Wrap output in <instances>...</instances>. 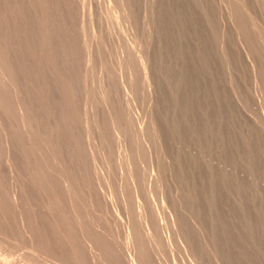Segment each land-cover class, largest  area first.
I'll list each match as a JSON object with an SVG mask.
<instances>
[{"label": "rangeland", "instance_id": "374dc122", "mask_svg": "<svg viewBox=\"0 0 264 264\" xmlns=\"http://www.w3.org/2000/svg\"><path fill=\"white\" fill-rule=\"evenodd\" d=\"M12 1L9 0L8 2L7 0L3 3L0 2L1 9H3L6 5L5 3L8 2V6L6 5L4 8V14H10V16H6V18L9 19H6V23L2 24L0 32L2 35L4 34L2 37H9L7 38L8 40L6 38L2 39L6 41H4V48L7 52L5 54L11 57V59V54H13L15 59H12L11 61V59L6 56V64H11L8 66V69L10 70L9 67H11V76L12 74L14 76H12L14 78V80L12 79V87L15 84L13 90L15 91L16 87H18L16 89L17 91H15V94L18 93V95H15V97L12 92L13 97H11V99L14 98L13 101H15L17 97L18 99L15 102L9 100L8 111L3 118L4 121L1 122L4 126L0 124V129H3L5 133L8 134V138L10 137L7 144L9 145L10 143L11 146H8L10 151L9 161L11 160L10 162L13 167L16 165L15 168L17 175L13 174L14 177L16 175V180L12 179L11 173L3 164L6 160V152L1 145L0 155L2 154V156H0V182L2 183H0V188L2 190H0V209L4 211L0 210V223L2 222L0 224V262L2 263L0 264H73V262L74 264H95V262L96 264H123L126 262H124V260H126L127 257L124 255L127 254L129 247L134 249V245L137 247L136 244L140 245V247L141 244H143L142 251L144 253L141 252V255L138 254V257L140 256L141 258V256H145L146 258L142 257V259H139L136 255L139 260L138 262L136 260L137 264H142L144 262H147L144 264H156L157 262L158 264H182L184 262V264H264V0H105V2L104 0H31L32 2L30 1L29 3L27 2L29 0H24L26 2H21L20 0L21 3H19V1L17 2V0H14L13 3ZM14 3L16 9H14ZM18 3L19 5L22 4V7L20 6L21 9L17 5ZM33 4H35V7ZM38 4L41 6L38 8L40 11L44 8L42 13L37 10ZM123 6L126 7L124 8ZM53 7L55 8V11L57 10L56 12ZM12 9L13 11H9ZM9 12H14L12 13L13 17ZM35 12H39L40 14ZM15 13H18V16ZM29 13H33L34 16H30ZM16 16L21 21H19ZM33 18L34 20L37 19V21L34 22ZM28 19L30 22H28ZM39 19H41L43 23ZM56 21H58V23ZM36 22H38L37 24L39 26L42 23L41 25L43 26H40V28L42 30L43 27L44 32L43 30H40L38 25H35ZM11 24L14 26L12 27ZM6 25L9 26V30ZM22 25H28L30 26V29L32 27L31 32L29 31L30 29H28V26L24 29ZM60 25H62V27H60ZM15 26L20 28V30ZM21 29H23L22 32ZM17 30L21 33L25 31L23 33L25 36L19 32L16 34L15 31L17 32ZM5 31L8 33L6 34ZM9 31L14 32V36H17V39L13 37L14 33L11 32V34ZM37 31L39 33H37ZM18 34L22 37L24 36V39ZM78 34L80 35L78 36ZM26 36L29 41L26 39ZM28 36L33 41L30 40ZM11 38H15L17 41ZM20 38H22L21 40L24 41V44L26 43L25 45H23V41L19 40ZM11 41L15 42L12 43ZM31 41H36L34 43V48L32 47L33 45ZM59 41H61V44ZM37 42H40L38 44L41 45L36 44ZM50 42H52V44ZM9 43H12V45ZM17 43L20 44L18 45ZM44 44L48 46L46 47ZM18 46L21 48L25 46V48L23 47L19 50L18 48L20 47ZM36 46H40L42 49H35ZM9 49H12V51ZM37 49H39V51H36ZM111 49H113V51ZM29 50L31 54L28 53ZM41 50H43V52ZM19 51L22 53H19ZM26 52L27 54H25ZM35 52H37L41 60ZM39 52L40 54H43V57ZM47 53L49 57L48 55L45 56ZM87 53L91 57H89ZM28 55L33 56L34 59H36V57L38 59L34 60ZM21 57L24 58L21 60ZM86 57L89 58V63H86ZM29 58L31 60H28ZM90 58L92 62L90 61ZM135 58H137V60ZM142 58V64L146 61L144 66L142 65L143 67L141 64L139 65V61ZM8 60L10 61L9 63ZM18 63H23L25 66ZM127 63L130 64V66L126 65ZM34 64L35 67H32ZM123 64L127 68L124 67ZM17 65L20 67H17ZM145 65L148 67H145ZM15 66L16 69H14ZM121 67L123 70L120 69ZM104 68L106 69L104 70ZM141 68H143L142 71ZM13 69L15 70L14 72H12ZM53 69H56L55 71L57 72L53 71ZM62 71H64V73ZM144 71L148 74H144ZM134 72L138 75L140 74V77ZM142 73L144 75L147 74L146 77L148 76L149 78L147 79L144 75L142 76ZM84 75L85 77H83ZM126 75L129 79L131 78V80H129ZM142 78L144 80H142ZM98 80L100 82H98ZM136 82H138V86L136 85ZM147 82L149 83L146 84ZM62 84L64 85L63 87ZM119 84L123 85L120 86ZM36 87H40L38 88L40 90H37ZM69 87L71 89H69ZM21 88L23 91H21ZM100 89L102 91H100ZM44 91H46V93ZM73 91L74 94L72 93ZM135 92L138 95H136ZM104 93L107 94L104 95ZM26 94H28L27 97ZM67 94L69 96H67ZM86 94H88L89 97ZM38 95L41 96V99H39L40 97ZM93 95H95V97ZM19 97H22L23 101L19 99ZM34 97L35 99H33ZM45 98L47 99L45 100ZM103 98L105 99L103 100ZM39 100L41 101V104H39ZM94 100L96 102H94ZM11 101L13 103H11ZM17 101L20 105L17 104ZM28 102H32L33 104ZM127 102L132 105L128 103L129 106ZM9 103L11 104V107ZM21 103L22 107H24L23 103L25 105L27 104L25 106L28 111L26 116L34 117L27 118L29 124L31 123L30 125L34 124L31 126V130L26 132L28 134H24L25 132L21 130L22 128L19 129V126H21L23 122L22 119L24 120V118L21 119L14 110L18 109L16 108V105L17 107H21ZM125 104L127 106H125ZM12 105H14L15 108H13L14 106ZM106 109L108 110L106 111ZM110 109H114V113L112 110L110 111ZM33 112H35L34 116ZM123 112L124 115H127L124 116ZM37 113L39 115H37ZM111 114L113 115L111 116ZM29 119H33V121H30ZM34 120H36V122H34ZM93 121L97 122L94 123ZM129 121L133 124H130L131 122ZM134 121L136 125L134 124ZM19 123L20 125L17 126ZM94 124H96V127ZM111 124L112 126L114 125L113 127L117 129L116 131L118 132L112 130L114 128ZM85 125H88L90 128L88 126V128H86ZM153 126H155L154 130H152ZM101 127L103 128L101 129ZM124 128L128 129L125 130ZM136 128L139 129L137 130ZM134 129L138 131V133ZM32 130L34 132L33 136L32 133L31 135L29 134ZM114 132L120 134L118 135L120 141ZM129 132L130 134H128ZM20 134H23V137ZM146 134L150 136H147ZM152 134L155 136H152ZM129 135L131 136L129 137ZM128 138L131 139L129 140ZM37 139L39 142H34V140L37 141ZM122 139H124L125 142ZM40 140H42V142ZM49 140L52 142L54 140L56 143H52ZM26 141L29 142V144H27ZM106 143H109L110 145ZM120 143L121 145H119ZM138 143L140 144V147H138ZM0 144H2L1 141ZM44 146H47V149ZM38 149L39 153L37 152ZM31 150H34V153ZM106 150L107 152H105ZM35 153L37 156L34 155ZM40 153L42 155L46 153V158H44L45 155L42 157ZM56 153L58 155H56ZM121 154L125 158L122 157ZM130 154L134 156L132 157ZM39 156L41 159L43 158V161H47L48 159L51 163L57 162L58 165L60 164L59 166H62L61 168L64 169L66 173L68 172L70 174L69 176H71V179H74L75 186L80 184V186H77L79 191L76 190L77 193H81L82 195L77 193L74 195L81 197V200L77 196L74 197V202H77L76 204H78V206L74 207H78L75 209L76 212L74 208L71 209V207H69L68 203L66 204L63 200L65 198L61 192L56 193L58 190L55 191V184H53V187H55L54 189L52 187H50V189L44 184L45 186L41 189L42 192H39L40 195H37L40 190L39 185L38 187L34 186L38 183L35 182L34 184L35 180L31 177V172H28L30 167H27L28 164L26 165V161H33L36 157L38 160H41ZM138 156H141V158ZM120 160L125 161L124 163L126 166L125 164L123 165V161L121 164ZM29 164H31V162H29ZM128 164L130 165L127 166ZM21 165L24 167L22 168ZM93 167L96 171H98L97 169L99 167L100 169L104 168L102 170L104 171L102 177H104V175L105 177L102 178L100 177V173H95L96 171ZM123 167L125 170L122 169ZM108 169H110V171H108ZM141 169L143 171H140ZM137 170L139 171L137 172ZM25 171L30 173V175ZM129 173H131V176ZM117 175L119 177H117ZM80 178H82V180ZM7 179H9V181ZM143 179L147 183L143 182ZM13 180L14 182H12ZM104 181L105 183H103ZM106 182L108 183L106 184ZM125 184L126 187H128V190L124 187ZM97 185H99V188ZM105 185L106 188L109 186L107 188L108 190H104ZM103 186L104 188H102ZM34 187L38 190H35ZM122 187L125 188V191L122 190ZM13 194H15L14 197ZM16 194L19 195L16 196ZM60 197L62 198L60 199ZM45 198H47V200ZM75 199H79L80 202H83L79 203V201H76ZM93 199L94 203L92 202ZM147 201L149 203H147ZM46 202H48V204ZM85 203L89 205L86 206ZM40 207H44V209H41ZM56 207L57 209H55ZM151 207L155 208L152 209ZM84 208H87L88 210ZM91 208L92 210H90ZM111 208H115L116 214ZM118 208L119 210H117ZM137 209L141 211L139 212ZM141 212L142 216L140 221L137 217L140 216ZM70 213H74L72 214L73 216ZM143 213L146 214L143 216ZM64 214L65 216H63ZM89 215H92L95 218L92 216L90 217ZM145 215H148L147 218ZM88 216L89 219H91L89 221ZM79 218L81 222L79 221ZM152 218H154L153 221H150L149 223V220ZM105 219L106 221H104ZM176 219L178 222H176ZM66 220L68 222H66ZM107 220H109L110 223H108ZM144 220L145 222L148 220V223L146 222L147 224H145ZM155 220H158L156 221L158 222V225L155 224ZM174 222L179 223V225L176 223L173 224L175 228L176 226H179V231L176 230L177 228L175 229L172 227V223ZM141 223H144L142 225L147 226H143V228ZM151 224H154L152 225V228ZM127 225L133 228L134 232L138 234H134V241L131 242L130 246L124 243V230ZM155 225H157L156 228ZM153 226L155 231L153 230ZM90 227L92 229H90ZM145 227L152 230L148 231V233ZM59 228L64 231L59 230ZM76 228L77 230H75ZM158 228L159 230L162 228L160 233H158L159 235H162V239L159 235H156L159 231ZM98 229L100 230L98 231ZM156 230L158 231L156 232ZM143 231L147 236L149 235V237L156 236L155 240L157 241L158 239V241L156 242L155 240H152V243L151 238L149 241V237H146ZM70 233L71 235H69ZM152 233H154V235H152ZM139 234H141V236ZM96 235L100 238V241ZM135 235L139 238H136ZM64 236L66 237L64 238ZM86 236L87 238H85ZM182 236L185 240L179 238ZM83 237L87 240L85 241ZM159 240L161 242H159ZM154 241L158 245L155 243V247H151L150 244L152 243L154 245ZM182 241L185 244L182 243ZM82 245H84V249L81 248ZM187 245L191 247V250ZM93 247L95 248L93 249ZM118 247L120 251L118 250ZM126 247L127 249H125ZM86 248H90V250H87ZM76 250H78V253ZM87 252L88 254H86ZM90 253L93 255V258ZM89 254L91 256H89ZM78 255L83 259L82 261L79 257L76 258L77 260L75 259ZM189 255L191 256V259ZM115 257L119 258L116 259ZM124 257L126 259H124ZM99 258H101V261ZM78 259L80 263H77ZM91 259L93 260V263ZM159 259H162L163 261ZM150 260H152V262Z\"/></svg>", "mask_w": 264, "mask_h": 264}, {"label": "bare ground", "instance_id": "6f19581e", "mask_svg": "<svg viewBox=\"0 0 264 264\" xmlns=\"http://www.w3.org/2000/svg\"><path fill=\"white\" fill-rule=\"evenodd\" d=\"M4 1H7V0H4ZM4 1H3V0H0V2H2V3H3ZM10 1H12V0H10ZM13 1H14V0H13ZM13 1H12V3H13ZM18 1H19V3H21V2L24 1V0H21V2H20V0H17V2H18ZM26 1H27V0H26ZM26 1H24V2H26ZM30 1H31V0H29V1H27V2L29 3ZM52 1H53V0H52ZM54 1H55V0H54ZM8 2H9V0H8ZM8 2L5 3L7 6H8ZM15 2H16V1H15ZM31 2H32V1H31ZM34 2H36V1H34ZM38 2H39V1H38ZM46 2H47V1H46ZM99 2H100V1H99ZM104 2H105V0H104ZM109 2H110V1H109ZM10 3H11V2H10ZM12 3H11V4H12ZM19 3H18L17 5H18V7L20 8V6L22 7V4L19 5ZM59 3H60V2H59ZM26 4H27V3H26ZM30 4H31V3H30ZM54 4H55V2H54ZM56 4H57V2H56ZM124 4H125V3H124ZM124 4H123V5H124ZM2 5H3V4H2ZM6 5H5V6H6ZM24 5H25V4H24ZM33 5H34V7H35V4H33ZM36 5H37V4H36ZM41 5L43 6L42 3H41ZM60 5H61V4H60ZM60 5H59V6H60ZM98 5H99V4H98ZM114 5H115V4H114ZM0 6H1V4H0ZM3 6H4V5H3ZM5 6H4V8H5ZM11 6H12V5H11ZM11 6H9V7H11ZM13 6H14V9H16V8H15V3L13 4ZM13 6H12V7H13ZM39 6H40V5L38 4L37 10H39V9H38ZM99 6H100V5H99ZM16 7H17V6H16ZM24 7H25V6H24ZM28 7H29V5H28ZM31 7H33V6H31ZM40 7H41V6H40ZM123 7H124V6H123ZM123 7H122V8H123ZM125 7H126V6H125ZM125 7H124V8H125ZM2 8H3V7H2ZM4 8L1 9V7H0V30H1V26H2V24H3V23H6V22H5L6 19H7L6 16H10V14H9V15H7V14L5 15V14H4V13H5V12H4ZM53 8H54V7H53ZM102 8H104V7H102ZM114 8H116V7H114ZM119 8H120V7H119ZM6 9H7V8H6ZM8 9H9V8H8ZM17 9H18V8H17ZM20 9H21V8H20ZM22 9H23V8H22ZM32 9H33V8H32ZM50 9H51V8H50ZM97 9H98V8H97ZM110 9H111V8H110ZM126 9H128V8H126ZM18 10H19V9H18ZM23 10L27 11L26 9H23ZM33 10H34V9H33ZM59 10H60V9H59ZM95 10H96V9H95ZM107 10H108V9H107ZM129 10H130V9H129ZM9 11H13V9H12V10H9ZM16 11H17V10H16ZM19 11H20V10H19ZM31 11H32V10H31ZM39 11H40V10H39ZM42 11H44V8L42 9ZM42 11H40V12L42 13ZM51 11H52V10H51ZM51 11H50V12H51ZM54 11H55V8H54ZM56 11H57V10H56ZM56 11H55V12H56ZM98 11H99V10H98ZM101 11H102V10H101ZM103 11H104V10H103ZM118 11H119V10H118ZM7 12H8V11H7ZM17 12H18V11H17ZM20 12H21V11H20ZM28 12H29V11H28ZM92 12H93V11H92ZM127 12H128V11H127ZM9 13H11V12H9ZM12 13H14V12H12ZM12 13H11V16L13 17V14H12ZM23 13H24V11H23ZM23 13H22V14H23ZM35 13L40 14L39 12H35ZM52 13H53V12H52ZM52 13H51V14H52ZM60 13H61V12H60ZM108 13H109V12H108ZM129 13H130V12H129ZM15 14H16V13H15ZM20 14H21V13H20ZM16 15L18 16V13H17ZM23 15H24V14H23ZM29 15H30V16H31V15L34 16L33 13H31V14L29 13ZM52 15H54V14H52ZM59 15H60V14H59ZM108 15H109V14H108ZM129 15H130V14H129ZM17 16H16V17H17ZM19 16H22V15H19ZM35 16H36V15H35ZM40 16H41V15H40ZM44 16H45V15H44ZM49 16H50V15H49ZM56 16H57V15H56ZM12 17H11V19H12ZM24 17H25V15H24ZM37 17H38V16H37ZM93 17H94V16H93ZM93 17H92V18H93ZM97 17H98V16H97ZM122 17H123V16H122ZM14 18H15V17H14ZM14 18H13V19H14ZM20 18H21V17H20ZM22 18H23V17H22ZM38 18H40V17H38ZM42 18H43V17H42ZM56 18H58V17H56ZM59 18H60V17H59ZM90 18H91V17H90ZM8 19H9V18H8ZM8 19H7V20H8ZM17 19H18L19 21H21L18 17H17ZM54 19H55V18H54ZM119 19H120V18H119ZM14 20H15V19H14ZM14 20H13V21H14ZM39 20L41 21V19H39ZM52 20H53V19H52ZM57 20H58V19H57ZM96 20H97V18H96ZM111 20H112V19H111ZM113 20H114V19H113ZM120 20H122V19H120ZM123 20H124V19H123ZM10 21H11V20H10ZM10 21H9V22H10ZM19 21H18V22H19ZM23 21H24V20H23ZM25 21H26V20H25ZM33 21L35 22V21H37V19L34 20V18H33ZM50 21H51V20H50ZM60 21H61V20H60ZM128 21H129V20H128ZM14 22H15V21H14ZM28 22H30L29 19H28ZM41 22L43 23V21H41ZM56 22L58 23V21H56ZM92 22H93V21H92ZM109 22H110V21H109ZM124 22H125V21H124ZM11 23H12V21H11ZM16 23H17V22H16ZM20 23H21V22H20ZM24 23H25V22H24ZM24 23H23V24H24ZM26 23H27V22H26ZM37 23H38V22H36V24H35V23H34V24H35V25H38ZM42 23H41V24H42ZM61 23H62V22H61ZM112 23H113V22H112ZM119 23H120V22H119ZM126 23H127V22H126ZM13 24H14V23H13ZM32 24H33V22H32ZM39 24H40V22H39ZM41 24H40V26H43V25H41ZM52 24H53V23H52ZM52 24H51V25H52ZM128 24H129V23H128ZM128 24H127V25H128ZM8 25H9V24H8ZM11 25H12V24H11ZM16 25H17V24H16ZM18 25H19V23H18ZM29 25H30V24H29ZM44 25H45V24H44ZM51 25H50V26H51ZM93 25H94V23H93ZM122 25H123V23H122ZM13 26H14V25H12V27H13ZM19 26H20V25H19ZM27 26H28V25H27ZM27 26H25V25L23 26V25H22V27H24V29H25V27H27ZM40 26L38 25L39 28H40ZM54 26H55V25H54ZM88 26H89V25H88ZM113 26H115V25H113ZM125 26H126V25H125ZM4 27H5V26H4ZM6 27H7L8 30H9V26L6 25ZM15 27H16V26H15ZM20 27H21V26H20ZM29 27H30V26H28V29H30ZM34 27H35V26H34ZM48 27H49V26H48ZM60 27H62V25H60ZM85 27H86V26H85ZM16 28H17V27H16ZM63 28H65V27H63ZM94 28H95V27H94ZM107 28H108V27H107ZM113 28H115V27H113ZM10 29H11V28H10ZM17 29L20 30V28H17ZM31 29H32V27H31ZM31 29L29 30L30 32H31ZM33 29H34V28H33ZM56 29H57V28H56ZM58 29H59V28H58ZM65 29H66V28H65ZM90 29H91V28H90ZM12 30H13V28H12ZM19 30H17V32L15 31V33L17 34V33L19 32ZM26 30H27V29H26ZM36 30H37V28H36ZM40 30H41V28H40ZM42 30H43V32H44L43 27H42ZM42 30H41V31H42ZM82 30H83V29H82ZM86 30H87V29H86ZM114 30H115V29H114ZM121 30H122V29H121ZM22 31H23V29H21V32H22ZM38 31H39V30H38ZM38 31H37V33H39ZM50 31H51V30H50ZM88 31H89V30H88ZM111 31H112V30H111ZM115 31H116V30H115ZM5 32H6V31H5ZM5 32H3V33H5ZM9 32H10V31H9ZM11 32H12V31H11ZM11 32H10V33H11ZM21 32H19V33H21ZM24 32H25V31H24ZM24 32H23V33H24ZM27 32H28V31H27ZM32 32H33V31H32ZM48 32H49V30H48ZM64 32H65V31H64ZM79 32H80V31H79ZM116 32H118V31H116ZM7 33H8V32H6V34H7ZM10 33H9V34H10ZM12 33H14V32H12ZM12 33H11V34H12ZM15 33L13 34V37H15V36H14ZM23 33H21V34H23ZM28 33H29V32H28ZM66 33H67V32H66ZM80 33H81V32H80ZM82 33H83V32H82ZM86 33H87V32H86ZM91 33H92V32H91ZM95 33H96V32H95ZM106 33H107V32H106ZM113 33H114V32H113ZM131 33H132V32H131ZM11 34H10V35H11ZM54 34H55V33H54ZM96 34H97V33H96ZM98 34H99V33H98ZM119 34H120V33H119ZM132 34H133V33H132ZM3 35H4V34H3ZM3 35H2L1 32H0V124H1V125H2L1 122L4 121L3 118L6 116V113H7L8 108H9V107H8V102H9V100H12V101H13L14 98L11 99V97H13V96H12L13 94H14V96H15V95H16V96L18 95V93L15 94V91H17L16 89H17L18 87H16L15 91L13 90V87H15V84H14V86L12 87V82H13V80H14V78H13L14 76H13V74H12L13 77L11 76V72H10V71H11V67H9L10 70L8 69V66L11 65V64L9 63L10 61L8 60L9 65L6 64V62H7V59H6L7 54H5V53H7V52L5 51V48H4V41H5V40H2V39H4V38H6V37H2ZM10 35H9V36H10ZM18 35L20 36V34H18ZM23 35H24V34H23ZM26 35H27V34H26ZM36 35H37V34H36ZM40 35H41V34H40ZM44 35H45V34H44ZM49 35H50V34H49ZM79 35H80V34H78V36H79ZM87 35H88V34H87ZM87 35H86V36H87ZM111 35H113V34H111ZM129 35H131V34H129ZM24 36H25V35H24ZM24 36H23V37H24ZM82 36H83V35H82ZM82 36H81V37H82ZM99 36H100V35H99ZM99 36H98V38H99ZM10 37H11V36H10ZM16 37H17V36H16ZM16 37H15V38H16ZM20 37H22V36H20ZM23 37H22V38H23ZM28 37H29V36H28ZM40 37H41V36H40ZM47 37H48V36H47ZM92 37H93V36H92ZM123 37H124V36H123ZM7 38H9V37L7 36ZM7 38H6V39H7ZM15 38H14V39L11 38V39L16 40L17 38H16V39H15ZM22 38H20L19 40H21ZM36 38H37V37H36ZM41 38H42V37H41ZM115 38H116V37H115ZM119 38H120V37H119ZM121 38H122V37H121ZM130 38H131V37H130ZM23 39H24V38H23ZM26 39H27V36H26ZM29 39H30V37H29ZM37 39H38V38H37ZM37 39H36V40H37ZM43 39H44V37H43ZM52 39H53V38H52ZM95 39H96V38H95ZM123 39H124V38H123ZM7 40H8V39H7ZM13 40H12V41H13ZM19 40H18V41H19ZM27 40H28V39H27ZM27 40H26V41H27ZM30 40H32V39H30ZM59 40H60V39H59ZM86 40H87V39H86ZM124 40H125V39H124ZM124 40H123V41H124ZM131 40H132V39H131ZM12 41H11V42H12ZM16 41H17V40H16ZM21 41H23V40H21ZM28 41H29V40H28ZM32 41H33V40H32ZM32 41H31V43H32V45H33L32 47L34 48V43H35L36 41H35V42H32ZM45 41H47V40H45ZM48 41H49V40H48ZM68 41H69V40H68ZM119 41H120V39H119ZM5 42H6V41H5ZM14 42H15V41H14ZM14 42H12V43H14ZM19 42H20V41H19ZM59 42H60V44H61V41H59ZM88 42H89V41H88ZM90 42H91V41H90ZM99 42H100V41H99ZM12 43H9V44L12 45ZM38 43H40V42H37L36 44H38ZM41 43H42V41H41ZM50 43L52 44V42H50ZM64 43H65V42H64ZM82 43H83V42H82ZM94 43H95V42H94ZM114 43H115V42H114ZM15 44H16V43H15ZM15 44H14V45H15ZM17 44H18V43H17ZM19 44H20V43H19ZM19 44H18V45H19ZM25 44H26V43H25ZM25 44H24V41H23V45H25ZM27 44H28V43H27ZM45 44H46V43H45ZM45 44H44V45H45ZM65 44H66V43H65ZM97 44H98V43H97ZM123 44H124V43H123ZM125 44H126V43H125ZM14 45H13V47H14ZM38 45H41V44H38ZM38 45H37V46H38ZM42 45H43V43H42ZM91 45H92V44H91ZM112 45H113V44H112ZM120 45H122V44H120ZM120 45H118V46H120ZM127 45H128V44H127ZM127 45H126V46H127ZM146 45H147V44H146ZM6 46H8V45H6ZM37 46L35 47V49H36V48H41L40 46H39V47H37ZM45 46H46V45H45ZM45 46H44V47H45ZM47 46H48V45H47ZM47 46H46V47H47ZM84 46H85V45H84ZM114 46H116V45H114ZM123 46H124V45H123ZM135 46H136V44H135ZM139 46H141V45H139ZM11 47H12V46H11ZM18 47H20V46H18ZM23 47L25 48V46H23ZM23 47H22V48H23ZM29 47H30V46H29ZM49 47H50V46H49ZM85 47H86V46H85ZM110 47H111V46H110ZM9 48H10V47H9ZM14 48H15V47H14ZM22 48L20 47V48H18V49L20 50V49H22ZM27 48H28V47H27ZM51 48H52V47H51ZM61 48H62V47H61ZM104 48H105V47H104ZM122 48H123V47H122ZM140 48H141V47H140ZM31 49H32V48H31ZM41 49H42V48H41ZM109 49H110V48H109ZM116 49H117V48H116ZM129 49H130V48H129ZM9 50L12 51V49H9ZM52 50H53V49H52ZM54 50H55V49H54ZM102 50H104V49H102ZM111 50L113 51V49H111ZM111 50H110V51H111ZM139 50H140V49H139ZM145 50H146V49H145ZM14 51H15V50H14ZM14 51H13V52H14ZM17 51H18V50H17ZM22 51H23V50H22ZM25 51H28V50H25ZM33 51H34V50H33ZM36 51H39V49H37ZM41 51L43 52V50H41ZM61 51H62V50H61ZM61 51H60V52H61ZM126 51H127V50H126ZM13 52H12V53H13ZM49 52H50V51H49ZM55 52H56V51H55ZM142 52H143V49H142ZM19 53H22V52L19 51ZM19 53H18V54H19ZM28 53L31 54L30 50H29ZM35 53H36V55H38L37 52H35ZM107 53H108V52H107ZM109 53H110V52H109ZM115 53H116V52H115ZM138 53H139V52H138ZM149 53H150V52H149ZM14 54H15V53H14ZM25 54H27V52H26ZM39 54H40V52H39ZM87 54H88V53H87ZM87 54H86V56H87ZM105 54H106V53H105ZM139 54H140V53H139ZM8 55H9V54H8ZM11 55H12V59L15 60L14 57H13V54H11ZM22 55H23V54H22ZM22 55H21V56H22ZM40 55H42V57H43V54H40ZM47 55H48V53L45 54V56H47ZM51 55H52V54H51ZM92 55H93V54H92ZM124 55H125V54H124ZM124 55H123V56H124ZM127 55H128V54H127ZM130 55H131V54H130ZM23 56H25V55H23ZM28 56H30V55H28ZM34 56H35V55H34ZM54 56H55V55H54ZM88 56H89V54H88ZM88 56H87V57H88ZM142 56H143V55H142ZM7 57L11 59V57H9V56H7ZM17 57H19V56H17ZM31 57L33 58V56H30V58H31ZM35 57H36V56H35ZM48 57H49V55H48ZM87 57H86L85 60H86V63H87V62L89 63V58H87ZM89 57H91V56H89ZM92 57H93V56H92ZM116 57H117V56H116ZM136 57H137V56H136ZM139 57H140V56H139ZM23 58H24V57H23ZM23 58L21 57L20 59L22 60ZM27 58H28V57H27ZM30 58H29L28 60H31ZM38 58L40 59L39 55H38ZM38 58L36 57V59H38ZM110 58H111V57H110ZM124 58H125V57H124ZM132 58H133V57H132ZM132 58H131V59H132ZM140 58H141V57H140ZM12 59H11V61H12ZM16 59H19V58H16ZM33 59H34V58H33ZM36 59H34V60H36ZM44 59H45V58H44ZM92 59H93V58H92ZM131 59H130V60H131ZM135 59L137 60V58H135ZM138 59H139V58H138ZM40 60H41V59H40ZM58 60H59V59H58ZM115 60H116V59H115ZM130 60H129V62H130ZM141 60H143V58L140 59V61L138 60V61H139V65L141 64V66H142V65L144 66V64H145L146 61H144V64H142L143 62H141ZM45 61H46V60H45ZM90 61H91V58H90ZM120 61H121V60H120ZM122 61H123V60H122ZM127 61H128V60H127ZM131 61H132V60H131ZM138 61H137V63H138ZM17 62H18V61H17ZM30 62H31V61H30ZM38 62H39V61H38ZM56 62H57V61H56ZM91 62H92V61H91ZM103 62H104V60H103ZM20 63H21V62H20ZM20 63H18V64H20ZM27 63H28V62H27ZM27 63H26V64H27ZM57 63H58V62H57ZM100 63H101V62H100ZM123 63H124V62H123ZM134 63H135V62H134ZM148 63H149V62H148ZM35 64H36V63H35ZM35 64H34V66H32V67H35ZM47 64H48V63H47ZM91 64H92V63H91ZM101 64H102V63H101ZM105 64H106V63H105ZM108 64H109V62H108ZM121 64H122V63H121ZM124 64H125V63H124ZM124 64H123V66H124ZM146 64H147V63H146ZM20 65H24V64L22 63V64H20ZM109 65H110V64H109ZM126 65H129V66H130V64H128V63H127ZM24 66H25V65H24ZM29 66H30V65H29ZM53 66H54V65H53ZM92 66H93V65H92ZM123 66H122V67H123ZM141 66H140V67H141ZM143 66H142V67H143ZM17 67H20V66L17 65ZM50 67H51V66H50ZM100 67H101V66H100ZM106 67H107V66H106ZM108 67H109V66H108ZM122 67H121L120 69H122ZM124 67H126V66H124ZM124 67H123V68H124ZM145 67H148V66L145 65ZM36 68H37V67H36ZM36 68H35V70H36ZM39 68H40V67H39ZM39 68H38V69H39ZM46 68H48V67H46ZM54 68H55V67H54ZM110 68H111V67H110ZM112 68H113V66H112ZM126 68H127V67H126ZM136 68H137V67H136ZM14 69H16V66L14 67ZM14 69L12 70V72L15 71ZM17 69H19V68H17ZM33 69H34V68H33ZM88 69H89V68H88ZM105 69H106V68H104V70H105ZM113 69H114V68H113ZM142 69H143V68H141V71H142ZM20 70H22V69H20ZM45 70H46V69H45ZM55 70H56V69H55ZM55 70L53 69V71H55ZM101 70H102V69H101ZM101 70H100V71H101ZM107 70H108V68H107ZM109 70H110V69H109ZM122 70H123V69H122ZM129 70H130V68H129ZM144 70H146V69H144ZM32 71H33V70H32ZM32 71H30V72H32ZM40 71H41V70H40ZM88 71H89V70H88ZM91 71H92V68H91ZM111 71H113V70H111ZM133 71H135V70H133ZM139 71H140V70H139ZM139 71H138V72H139ZM38 72H39V71H38ZM44 72H45V71H44ZM55 72H57V71H55ZM62 72L64 73V71H62ZM86 72H87V71H86ZM121 72H122V71H121ZM35 73H36V71H35ZM46 73H48V72H46ZM65 73H66V72H65ZM88 73H89V72H88ZM91 73H92V72H91ZM107 73H108V72H107ZM118 73H119V72H118ZM122 73H124V72H122ZM134 73H135V72H134ZM143 73L145 74V73H147V72L144 71ZM143 73H142V76L144 75ZM149 73H150V72H149ZM14 74H15V73H14ZM23 74H24V73H23ZM26 74H28V73H26ZM41 74H42V73H41ZM41 74H40V75H41ZM89 74H90V73H89ZM113 74H114V73H113ZM125 74H126V73H125ZM135 74H137V73H135ZM147 74H148V73H147ZM147 74H146V75H147ZM19 75H21V74H19ZM49 75H50V74H49ZM58 75H59V74H58ZM68 75H69V74H68ZM85 75H86V74H85ZM85 75H84L83 77H85ZM119 75H120V74H119ZM133 75H134V74H133ZM137 75H138V74H137ZM139 75H140V74H139ZM139 75H138V76H139ZM146 75H144V76L146 77ZM22 76H23V75H22ZM31 76H32V75H31ZM116 76H117V75H116ZM121 76H122V75H121ZM40 77H41V76H40ZM40 77H39V78H40ZM55 77H57V76H55ZM66 77H67V76H66ZM69 77H70V76H69ZM103 77H104V75H103ZM105 77H106V76H105ZM112 77H113V76H112ZM123 77H124V76H123ZM126 77H127V75H126ZM139 77H140V76H139ZM139 77H138V78H139ZM24 78H25V76H24ZM24 78H23V79H24ZM29 78H30V77H29ZM58 78H59V77H58ZM64 78H65V77H64ZM86 78H88V77H86ZM106 78H107V77H106ZM117 78H118V77H117ZM117 78H116V79H117ZM127 78H128V77H127ZM136 78H137V77H136ZM146 78L148 79L149 77L147 76ZM146 78H145V79H146ZM12 79H13V80H12ZM15 79H16V78H15ZM42 79H43V78H42ZM101 79H102V78H101ZM116 79H115V81H116ZM124 79H126V78H124ZM124 79H123V80H124ZM128 79H129V78H128ZM147 79H146V80H147ZM57 80H58V79H57ZM106 80H108V79H106ZM106 80H105V81H106ZM123 80H122V81H123ZM129 80H131V78H130ZM142 80H144V79L142 78ZM19 81H21V80H19ZM26 81H27V80H26ZM29 81H30V80H29ZM31 81H32V80H31ZM35 81H37V80H35ZM42 81H43V80H42ZM53 81H56V80H53ZM62 81H64V80H62ZM86 81H87V80H86ZM86 81H85V82H86ZM102 81H103V80H102ZM125 81H126V80H125ZM133 81H134V80H133ZM147 81H148V80H147ZM22 82H23V81H22ZM43 82H44V81H43ZM60 82H61V81H60ZM60 82H59V83H60ZM71 82H72V81H71ZM71 82H70V83H71ZM98 82H100V81L98 80ZM106 82H107V81H106ZM116 82H117V81H116ZM130 82H131V81H130ZM134 82H135V81H134ZM139 82H140V81H139ZM149 82H150V81H149ZM149 82H147L146 84H148ZM14 83H15V82H14ZM18 83H19V82H18ZM37 83H38V82H37ZM68 83H69V82H68ZM103 83H104V82H103ZM119 83H121V82H119ZM128 83H129V82H128ZM136 83H137L136 85L138 86V82H136ZM72 84H73V83H72ZM77 84H79V83H77ZM80 84H81V83H80ZM96 84H97V83H96ZM124 84H125V83H124ZM134 84H135V83H134ZM16 85H17V84H16ZM98 85H99V84H98ZM119 85L122 86L123 84H119ZM127 85H128V84H127ZM127 85H126V87H127ZM140 85H141V84H140ZM24 86H25V85H24ZM59 86H60V85H59ZM63 86H64V85L62 84V87H63ZM93 86H94V85H93ZM102 86H103V85H102ZM143 86H144V85H143ZM146 86H147V85H146ZM148 86H150V85H148ZM29 87H30V86H29ZM29 87H28V88H29ZM34 87H35V86H34ZM94 87H95V86H94ZM96 87H97V86H96ZM139 87H140V86H139ZM152 87H153V85H152ZM22 88H23V87H22ZM22 88H21V91H23ZM31 88H32V87H31ZM36 88H37V87H36ZM38 88H40V87H38ZM38 88H37V90H40V89H38ZM66 88H67V87H66ZM124 88H125V85H124ZM124 88H122V89H124ZM132 88H133V86H132ZM132 88H130V89H132ZM140 88H141V87H140ZM29 89H30V88H29ZM42 89H43V88H42ZM69 89H71V88L69 87ZM69 89H68V90H69ZM89 89H90V88H89ZM122 89H121V91H122ZM141 89H142V88H141ZM153 89H154V88H153ZM27 90H28V89H27ZM31 90H32V89H31ZM34 90H35V88H34ZM57 90H58V89H57ZM66 90H67V89H66ZM73 90H74V87H73ZM92 90H93V88H92ZM136 90H137V89H136ZM136 90H135V91H136ZM144 90H145V89H144ZM144 90H143V92H144ZM29 91H30V90H29ZM41 91H42V90H41ZM64 91H65V90H64ZM96 91H97V90H96ZM98 91H99V90H98ZM100 91H102V90L100 89ZM103 91H104V90H103ZM105 91H106V90H105ZM124 91H125V90H124ZM12 92H13V94H12ZM24 92H25V91H24ZM44 92L46 93V91H44ZM61 92H62V91H61ZM61 92H60V93H61ZM66 92H67V91H66ZM126 92H127V91H126ZM137 92H138V90H137ZM31 93H32V91H31ZM36 93H37V91H36ZM69 93H71V92H69ZM72 93L74 94V91H73ZM88 93H89V92H88ZM100 93H102V92H100ZM135 93H136V92H135ZM38 94H39V93H38ZM106 94H107V93H106ZM106 94L104 93V95H106ZM124 94H125V93H124ZM124 94H123V95H124ZM144 94H145V93H144ZM24 95H25V94H24ZM39 95H40V94H39ZM39 95H38V96H39ZM43 95H44V94H43ZM46 95H47V94H46ZM65 95H66V94H65ZM86 95H88V94H86ZM90 95H91V94H90ZM136 95H138V94L136 93ZM150 95H151V94H150ZM16 96H15V97H16ZM19 96H20V94H19ZM27 96H28V94H26V97H27ZM30 96H31V95H30ZM67 96H69V95L67 94ZM71 96H72V95H71ZM84 96H85V95H84ZM93 96L95 97V95H93ZM93 96H92V97H93ZM96 96H97V95H96ZM98 96H99V95H98ZM126 96H127V95H126ZM131 96H132V95H131ZM32 97H33V96H32ZM39 97H40L39 99H41V96H39ZM73 97H74V96H73ZM85 97H86V96H85ZM88 97H89V95H88ZM129 97H130V96H129ZM147 97H148V96H147ZM28 98H30V97H28ZM28 98H26V99H28ZM70 98H71V97H70ZM83 98H84V97H83ZM86 98H87V97H86ZM106 98H107V97H106ZM127 98H128V97H127ZM136 98H137V97H136ZM148 98H149V97H148ZM15 99H16V98H15ZM17 99H18V97H17ZM17 99H16V100H17ZM19 99L22 100L23 98H22V97H21V98L19 97ZM33 99H35V97H34ZM46 99H47V98H45V100H46ZM78 99H79V98H78ZM92 99H94V98H92ZM92 99H91V100H92ZM96 99H97V98H96ZM100 99H101V98H100ZM104 99H105V98H103V100H104ZM132 99H133V98H132ZM16 100H15V101H16ZM68 100H69V99H68ZM75 100H76V98H75ZM101 100H102V99H101ZM133 100H134V99H133ZM12 101H11V103L15 102V101H13V102H12ZM22 101H23V100H22ZM33 101H34V100H33ZM35 101H37V100H35ZM89 101H90V100H89ZM98 101H99V99H98ZM128 101H129V100H128ZM20 102H21V101H20ZM26 102H27V101H26ZM40 102H41V101L39 100V104H41ZM76 102H77V101H76ZM94 102H96V101L94 100ZM124 102H125V101H124ZM24 103H25V102H24ZM24 103H23L24 107H22V103H21V107H17V105L15 104V105H16V108H18V109H14V110L16 111L17 115H18L21 119L24 118V120L22 119L23 122L20 121L21 119L18 120V121L22 122V124H21V126H19V125H20V123H19V124H17V126H19V129L22 128L21 130H23V131L25 132L24 134H28V133H26V132H27V131H30L31 128H32L31 126H33L34 124H33V125H30L31 123L29 124V121H27V118H28L29 116H28V117L26 116L27 113H28V111H27V109H26L25 106H26L27 104L25 105ZM28 103H30V102H28ZM31 103H32V102H31ZM31 103H30V104H31ZM67 103H68V102H67ZM84 103H85V102H84ZM128 103H129V102H127V104H128ZM136 103H137V101H136ZM136 103H135V104H136ZM9 104H10V103H9ZM17 104L20 105V104L18 103V101H17ZM32 104H33V103H32ZM89 104H90V103H89ZM91 104H92V103H91ZM129 104H130V103H129ZM129 104H128V105H129ZM34 105H35V104H34ZM130 105H132V104H130ZM130 105H129V106H130ZM137 105H138V104H137ZM12 106H14V105H12ZM29 106H30V105H29ZM35 106H37V105H35ZM40 106H41V105H40ZM92 106H93V105H92ZM94 106H95V105H94ZM106 106H107V105H106ZM125 106H127V105L125 104ZM10 107H11V104H10ZM65 107H66V106H65ZM109 107H110V106H109ZM111 107H112V106H111ZM13 108H15V106H14ZM42 108H43V107H42ZM44 108H45V107H44ZM68 108H69V107H68ZM71 108H72V106H71ZM86 108H87V106H86ZM86 108H85V109H86ZM112 108H113V107H112ZM124 108H125V107H124ZM126 108H127V107H126ZM130 108H131V107H130ZM137 108H138V106H137ZM31 109H32V108H31ZM38 109H39V108H38ZM94 109H95V108H94ZM28 110H29V109H28ZM44 110H45V109H44ZM107 110H108V109H106V111H107ZM111 110H112V109H110V111H111ZM113 110H114V109H113ZM113 110H112V111H113ZM131 110H132V109H131ZM29 111H30V110H29ZM89 111H90V110H89ZM106 111H105V112H106ZM117 112H118V111H117ZM117 112H116V113H117ZM11 113H12V111H11ZM29 113H30V112H29ZM34 113H35V112H33V116H34ZM103 113H104V111H103ZM113 113H114V111H113ZM116 113H115V114H116ZM72 114H74V113H72ZM119 114H120V112H119ZM129 114H130V111H129ZM141 114H142V113H141ZM144 114H145V113H144ZM144 114H143V115H144ZM31 115H32V112H31ZM37 115H39V114L37 113ZM112 115H113V114H111V116H112ZM117 115H118V114H117ZM123 115H124V112H123ZM126 115H127V114H126ZM126 115H124V116H126ZM131 115H132V114H131ZM139 115H140V114H139ZM10 116H11V115H10ZM40 116H41V115H40ZM133 116H134V115H133ZM146 116H147V115H146ZM31 117H32V116H30L29 118H31ZM92 117H94V116H92ZM96 117H97V116H96ZM129 117H130V116H129ZM32 118H34V117H32ZM36 118H37V117H36ZM43 118H44V116H43ZM134 118H135V117H134ZM140 118H141V117H140ZM140 118H139V119H140ZM147 118H148V117H147ZM114 119H115V118H114ZM125 119H126V118H125ZM132 119H133V118H132ZM152 119H153V118H152ZM29 120H30V119H29ZM31 120L33 121V119H31ZM31 120H30V121H31ZM46 120H47V119H46ZM53 120H54V119H53ZM115 120H116V119H115ZM133 120H134V119H133ZM133 120H132V121H133ZM147 120H148V119H147ZM150 120H151V119H150ZM101 121H103V120H101ZM152 121H153V120H152ZM34 122H36V120H34ZM34 122H32V123H34ZM51 122H52V121H51ZM93 122H94V121H93ZM96 122H97V121H95L94 123H96ZM98 122H99V121H98ZM113 122H115V121H113ZM129 122H131V121H129ZM146 122H147V121H146ZM7 123H8V122H7ZM46 123H48V122H46ZM49 123H50V122H49ZM104 123H105V121H104ZM104 123H103V124H104ZM121 123H122V121H121ZM11 124H12V123H11ZM13 124H14V123H13ZM38 124H39V123H38ZM38 124H36V125H38ZM54 124H55V123H54ZM92 124H93V123H92ZM101 124H102V122H101ZM106 124H107V123H106ZM112 124H113V123H112ZM112 124H111V126H112ZM130 124H133V123L131 122ZM134 124H135V121H134ZM145 124H146V123H145ZM153 124H154V123H153ZM1 125H0V127H1ZM9 125H10V124H9ZM89 125H90V124H89ZM95 125H96V124H94V126H95ZM114 125H115V123H114ZM114 125H113V126H114ZM123 125H124V124H123ZM135 125H136V124H135ZM135 125H134V127H135ZM2 126H4V125H2ZM44 126H45V125H44ZM85 126H86V125H85ZM87 126H88V125H87ZM87 126H86V128L89 127V126H88V127H87ZM109 126H110V123H109ZM113 126H112V127H113ZM147 126H148V125H147ZM8 127H9V126H8ZM12 127H13V126H12ZM12 127H11V128H12ZM45 127H46V126H45ZM45 127H44V128H45ZM95 127H96V126H95ZM105 127H106V126H105ZM115 127H116V125H115ZM119 127H120V126H119ZM121 127H122V125H121ZM121 127H120V128H121ZM127 127H128V126H127ZM132 127H133V126H132ZM38 128H39V127H38ZM49 128H50V127H49ZM89 128H90V127H89ZM98 128H99V127H98ZM102 128H103V127H101V129H102ZM113 128H114V127H113ZM154 128H155V126H153V129H152V130H154ZM7 129H8V128H7ZM46 129H47V128H46ZM54 129H55V128H54ZM124 129H125V128H124ZM126 129H128V128H126ZM126 129H125V130H126ZM136 129H137V128H136ZM138 129H139V128H138ZM138 129H137V130H138ZM0 130H3V129H0ZM10 130H11V129H10ZM33 130H34V129H33ZM33 130H32V132H29L30 135H31V133H32V136H33V134H34ZM36 130H37V129H36ZM41 130H42V129H41ZM49 130H50V129H49ZM55 130H56V129H55ZM55 130H54V131H55ZM87 130H88V129H87ZM87 130H86V131H87ZM112 130L115 131V132H118V131H116L117 129H115V128L112 129ZM121 130H122V129H121ZM121 130H120V131H121ZM134 130H135V129H134ZM141 130H142V129H141ZM141 130H139V131H141ZM148 130H149V129H148ZM155 130H156V129H155ZM19 131H20V130H19ZM52 131H53V129H52ZM99 131H100V130H99ZM99 131H98V133H99ZM104 131H105V130H104ZM106 131H107V130H106ZM135 131H136V130H135ZM143 131H144V130H143ZM0 132H1V133H0V139H1L0 141H1V143H2V144H0V146L2 145L4 151L6 152V153L4 152L5 155H6V157H5V155H4V157H5L6 160H5V161L3 160V161H4L3 164L5 165V167H6V168L9 170V172L11 173V176H12L11 178L14 179V180H16V175H17V174H16L17 171H16V168H15L16 165H14V167H13L12 163L10 162L11 160L9 161V157H10V156H9V153H10V151H9V149H8V148H9L8 146H10V143H9V145H7V144H8V139H9L10 137L8 138V134H6L4 130H3V131H0ZM6 132H7V131H6ZM9 132H10V131H9ZM20 132H21V131H20ZM20 132H19V133H20ZM39 132H40V131H39ZM39 132H36V133H39ZM42 132H43V131H42ZM44 132H45V131H44ZM56 132H57V131H56ZM90 132H91V131H90ZM115 132H114V133H115ZM136 132L138 133V131H136ZM141 132H142V131H141ZM154 132H155V131H154ZM154 132H153V133H154ZM21 133H22V132H21ZM36 133H35V134H36ZM50 133H51V132H50ZM50 133H49V134H50ZM86 133H87V132H86ZM93 133H94V132H93ZM107 133H108V132H107ZM123 133H124V132H123ZM126 133H127V132H126ZM131 133H133V132H131ZM142 133H143V132H142ZM147 133H148V132H147ZM149 133H150V132H149ZM16 134H17V133H16ZM90 134H91V133H90ZM100 134H103V133H100ZM115 134H116V133H115ZM124 134H125V133H124ZM128 134H130V132H129ZM10 135H11V134H10ZM20 135L22 136L23 134H20ZM39 135H41V134H39ZM39 135H37V136H39ZM86 135H87V134H86ZM97 135H99V134H97ZM107 135H108V134H107ZM107 135H106V138H107ZM113 135H114V134H113ZM113 135H112V136H113ZM118 135H120V134H116V136L118 137V140L120 141V138H119ZM143 135H144V134H143ZM146 135H147V134H146ZM153 135H154V134H152V136H153ZM155 135H156V133H155ZM155 135H154V136H155ZM14 136H15V135H14ZM17 136H18V135H17ZM28 136H29V135H28ZM59 136H60V135H59ZM59 136H58V138H59ZM88 136H89V135H88ZM88 136H87V137H88ZM95 136H96V134H95ZM112 136H111V138H112ZM121 136H122V135H121ZM125 136H126V135H125ZM130 136H131V135H129V137H130ZM137 136H138V134H137ZM140 136H141V135H140ZM147 136H150V135H147ZM22 137H23V136H22ZM22 137H21V138H22ZM24 137H25V136H24ZM26 137H27V136H26ZM29 137H30V136H29ZM54 137H55V136H54ZM91 137H92V136H91ZM91 137H90V138H91ZM100 137H101V136H100ZM142 137H143V136H142ZM145 137H146V136H145ZM157 137H158V136H157ZM35 138H36V137H35ZM37 138H38V137H37ZM40 138H41V136H40ZM40 138H38V139H40ZM49 138H50V137H49ZM122 138H123V137H122ZM133 138H134V136H133ZM137 138H138V137H137ZM152 138H154V137H152ZM23 139H24V138H23ZM26 139H29V138H26ZM33 139H34V138H33ZM33 139H32V140H33ZM38 139H37V141L34 140V142H37V143H38V142H39ZM51 139H52V137H51ZM88 139H89V138H88ZM88 139H87V140H88ZM98 139H99V138H98ZM102 139H103V138H102ZM128 139H129V138H128ZM130 139H131V138H130ZM130 139H129V140H130ZM138 139H139V138H138ZM140 139H141V137H140ZM144 139H145V138H144ZM146 139H147V138H146ZM148 139H149V138H148ZM158 139H159V138H158ZM9 140H10V139H9ZM24 140H25V139H24ZM46 140H47V139H46ZM104 140H105V138H104ZM108 140H109V138H108ZM116 140H117V139H116ZM116 140H115V141H116ZM122 140L124 141V139H122ZM151 140H152V139H151ZM13 141H14V140H13ZM22 141H23V140H22ZM40 141L42 142V140H40ZM49 141H50V140H49ZM99 141H100V140H99ZM105 141H106V140H105ZM144 141H145V140H144ZM146 141H147V140H146ZM26 142H27V141H26ZM50 142H52V141H50ZM53 142H55V141L53 140ZM53 142H52V143H53ZM57 142H58V141H57ZM92 142H93V141H92ZM92 142H91V143H92ZM124 142H125V141H124ZM129 142H130V141H129ZM140 142H141V141H140ZM150 142H152V141H150ZM24 143H25V141H24ZM55 143H56V142H55ZM94 143H96V142H94ZM98 143H99V142H98ZM114 143H115V142H114ZM116 143H117V141H116ZM27 144H29V142H27ZM30 144H31V142H30ZM33 144H34V143H33ZM33 144H32V145H33ZM42 144H43V143H42ZM42 144H41V145H42ZM92 144H93V143H92ZM106 144H109V143H106ZM112 144H113V143H112ZM117 144H118V143H117ZM128 144H129V143H128ZM131 144H132V142H131ZM134 144H135V143H134ZM14 145H15V144H14ZM34 145H35V144H34ZM44 145H45V144H44ZM46 145H47V144H46ZM96 145H97V144H96ZM96 145H95V146H96ZM109 145H110V144H109ZM119 145H121V143H120ZM135 145H136V144H135ZM141 145H142V144H141ZM148 145H149V144H148ZM12 146H13V145H12ZM26 146H27V145H26ZM89 146H90V145H89ZM112 146H113V145H112ZM117 146H118V145H117ZM129 146H130V145H129ZM10 147H11V146H10ZM24 147H25V146H24ZM32 147H33V146H32ZM42 147H43V146H42ZM44 147H46V149H47V146H44ZM54 147H56V146H54ZM91 147H92V146H91ZM121 147H122V146H121ZM121 147H120V148H121ZM126 147H127V146H126ZM126 147H125V148H126ZM138 147H140V144H139V143H138ZM138 147H137V148H138ZM142 147H143V145H142ZM147 147H148V146H147ZM149 147H150V146H149ZM30 148H31V147H30ZM36 148H37V147H36ZM50 148H51V147H50ZM96 148H97V147H96ZM133 148H134V147H133ZM133 148H132V149H133ZM1 149H2V148H1ZM43 149H44V148H43ZM48 149H49V148H48ZM88 149H89V148H88ZM90 149H91V148H90ZM103 149H104V148H103ZM109 149H110V148H109ZM139 149H140V148H139ZM10 150H12V149H10ZM22 150H23V149H22ZM29 150H30V149H29ZM35 150H36V149H35ZM52 150H53V149H52ZM94 150H95V149H94ZM94 150H93V151H94ZM124 150H125V149H124ZM147 150H148V149H147ZM26 151H27V150H26ZM31 151H32V150H31ZM49 151H50V150H49ZM53 151H54V150H53ZM59 151H60V150H59ZM12 152H13V151H12ZM28 152H29V151H28ZM32 152L34 153V150H33ZM35 152H36V151H35ZM37 152L39 153V149L37 150ZM42 152H43V151H42ZM42 152H41V153H42ZM54 152H56V151H54ZM96 152H97V151H96ZM98 152H99V151H98ZM105 152H107V150H106ZM105 152H104V153H105ZM113 152H115V151H113ZM118 152H119V151H118ZM128 152H129V151H128ZM132 152H133V151H132ZM139 152H140V151H139ZM145 152H146V151H145ZM149 152H150V150H149ZM41 153H40V154H41ZM47 153H48V152H47ZM87 153H88V152H87ZM91 153H92V152H91ZM108 153H109V152H108ZM143 153H144V151H143ZM146 153H147V152H146ZM40 154H39V155H40ZM97 154H99V153H97ZM102 154H103V153H102ZM105 154H106V153H105ZM111 154H112V153H111ZM113 154H114V153H113ZM123 154H124V153H123ZM133 154H134V152H133ZM34 155L37 156L36 153H35ZM41 155H42V154H41ZM43 155H45V157H44ZM43 155H42V157L46 158V153L43 154ZM56 155H58V154L56 153ZM91 155H92V154H91ZM119 155H120V153H119ZM124 155H125V154H124ZM143 155H145V154H143ZM0 156H2V154H1ZM17 156H18V154H17ZM54 156H55V154H54ZM101 156H102V155H101ZM121 156L124 157L122 154H121ZM121 156H118V157H121ZM125 156H127V155H125ZM130 156L133 157L134 155L130 154ZM147 156H148V155H147ZM88 157H89V156H88ZM102 157H103V156H102ZM106 157H107V156H106ZM127 157H128V156H127ZM138 157H139V156H138ZM28 158H29V157H28ZM34 158H35V157H34ZM39 158H40V156H39ZM55 158H58V157H55ZM93 158H95V157H93ZM97 158H98V157H97ZM111 158H112V157H111ZM114 158H115V157H114ZM124 158H125V157H124ZM139 158H141V156H140ZM143 158H144V157H143ZM143 158H142V159H143ZM1 159H3V158H1ZM10 159H11V158H10ZM16 159H17V158H16ZM30 159H31V158H30ZM40 159H41V158H40ZM42 159H43V158H42ZM42 159H41V160H38L37 157H36V159L33 160V161H32V160H31V161H26V165L28 164L27 167H30V169L28 168V169H29L28 172H31V175H32L31 177L33 178V180H35V181H34V184H35V182L38 183L37 185L35 184L34 186H35V187H36V186L38 187V185H39V189H40V190L38 191V193L36 192L37 195H40L39 192H42L41 189H42V187H44L45 185H46L48 188L52 187L53 189L56 187V188H55V191L58 190V191H56V193H57V192H59V193L61 192V193L63 194L64 198L66 199V200H65V199H63V200L66 202V204L68 203V205H69V207H71V209H73L75 206H78V204H76L77 202H74V197H76L77 195H76V196H74V195L77 193V190L79 191V188H78L77 186H80V184L75 186L74 179H71V176H69L70 174H69L68 172L66 173V171H64V169L61 168L62 166L60 167V166H59L60 164L58 165L57 162H56V163H57V164H56V163H51V162H49L50 160L48 161V159H47V161H43ZM49 159H50V158H49ZM108 159H109V158H108ZM108 159H107V160H108ZM120 159H122V158H120ZM127 159H129V158H127ZM133 159H135V158H133ZM94 160H95V159H94ZM100 160H101V159H100ZM103 160H104V159H103ZM113 160H114V159H113ZM125 160H126V159H125ZM129 160H130V159H129ZM135 160H136V159H135ZM139 160H140V159H139ZM1 161H2V160H1ZM96 161H97V160H96ZM96 161H95V162H96ZM98 161H99V160H98ZM105 161H106V160H105ZM122 161H123V160H122ZM122 161L120 160V163H121ZM143 161H144V159H143ZM29 162H31V164H29ZM52 162H53V160H52ZM54 162H55V161H54ZM60 162H61V161H60ZM101 162H102V161H101ZM107 162H108V161H107ZM107 162H105V163H107ZM124 162H125V161H123V165L125 164ZM120 163H119V165H120ZM127 163H128V162H127ZM129 163H130V162H129ZM109 164H110V163H109ZM112 164H113V163H112ZM116 164H117V163H116ZM121 164H122V163H121ZM140 164H141V163H140ZM143 164H144V163H143ZM4 165H3V166H4ZM29 165H30V166H29ZM69 165H70V164H69ZM97 165H98V164H97ZM100 165H102V164H100ZM117 165H118V164H117ZM117 165H116V166H117ZM129 165H130V164H128L127 166H129ZM133 165H134V164H133ZM137 165H138V164H137ZM21 166H22V165H21ZM24 166H25V164H24ZM24 166H22V168H23ZM98 166H99V165H98ZM103 166H104V165H103ZM103 166H102V167H103ZM120 166L122 167V165H120ZM125 166H126V164H125ZM27 167H25V168H27ZM64 167H65V166H64ZM67 167H68V166H67ZM104 167H105V166H104ZM107 167H108V166H107ZM25 168H24V169H25ZM93 168H94V167H93ZM96 168H98V167H96ZM105 168H106V167H105ZM113 168H114V167H113ZM4 169H5V168H4ZM24 169H23V170H24ZM94 169H95V168H94ZM103 169H104V168H101V169H100V167H99V168L97 169L98 171H96V169H95V171H96L95 173H100V175H101L100 177H102V175L104 174V173H103L104 171H102ZM122 169L125 170L124 167H123ZM131 169H132V167H131ZM131 169H130V170H131ZM137 169H138V168H137ZM142 169H143V168H142ZM142 169H141L140 171H143ZM8 170H7V171H8ZM25 170H26V169H25ZM69 170H70V169H69ZM71 170H72V169H71ZM111 170H112V168H111ZM117 170H118V169H117ZM124 170H122V171H124ZM135 170H136V169H135ZM4 171H5V170H4ZM108 171H110V169H108ZM115 171H116V170H115ZM126 171H127V169H126ZM138 171H139V170H137V172H138ZM146 171H147V170H146ZM9 172H8V173H9ZM25 172H26V171H25ZM28 172H26V173H28ZM113 172H114V170H113ZM113 172H112V173H113ZM129 172H130V171H129ZM131 172H132V171H131ZM150 172H151V171H150ZM10 173H9V174H10ZM78 173H79V172H78ZM102 173H103V174H102ZM122 173H123V172H122ZM126 173H127V172H126ZM144 173H146V172H144ZM13 174H16L15 177H14ZM130 174H131V173H129V175H130ZM147 174H148V173H147ZM24 175H25V174H24ZM28 175H30V173H28ZM28 175H27V176H28ZM72 175H73V174H72ZM95 175H96V174H95ZM110 175H111V174H110ZM122 175H123V174H122ZM150 175H151V174H150ZM73 176H74V175H73ZM96 176H97V175H96ZM96 176H95V177H96ZM98 176H99V175H98ZM106 176H107V175H106ZM112 176H113V175H112ZM130 176H131V175H130ZM136 176H137V175H136ZM141 176H142V175H141ZM143 176H144V174H143ZM151 176H152V175H151ZM8 177H9V176H8ZM104 177H105V175H104ZM104 177H102V178H104ZM107 177H108V176H107ZM115 177H116V176H115ZM117 177H119V176L117 175ZM146 177H147V176H146ZM146 177H145V178H146ZM152 177H153V176H152ZM0 178H1V177H0ZM9 178H10V177H9ZM11 178H10V179H11ZM28 178H30V177H28ZM75 178H76V177H75ZM98 178H99V177H98ZM133 178H135V177H133ZM141 178H142V177H141ZM143 178H144V177H143ZM147 178H148V177H147ZM155 178H156V177H155ZM80 179L82 180V178H80ZM95 179H96V178H95ZM128 179H129V178H128ZM136 179H137V178H136ZM152 179H154V178H152ZM7 180L9 181V179H7ZM14 180H13L12 182H14ZM72 180H73V183H72ZM101 180H102V179H101ZM143 180H144V179H143ZM143 180H142V181H143ZM150 180H151V179H150ZM150 180H149V181H150ZM154 180H155V179H154ZM75 181H76V179H75ZM96 181H97V180H96ZM123 181H125V180H123ZM155 181H157V180H155ZM155 181H154V182H155ZM10 182H11V181H10ZM10 182H9V183H10ZM109 182H110V181H109ZM121 182H122V181H121ZM143 182H146V181L144 180ZM0 183H2V182H0ZM78 183H79V181H78ZM83 183H84V182H83ZM97 183H99V182H97ZM97 183H96V184H97ZM103 183H105V181H104ZM107 183H108V182H106V184H107ZM117 183H118V182H117ZM124 183H125V182H124ZM134 183H135V182H134ZM138 183H139V182H138ZM138 183H137V184H138ZM146 183H147V182H146ZM146 183H145V184H146ZM151 183H153V182H151ZM5 184H6V183H5ZM7 184H8V183H7ZM12 184H13V183H12ZM20 184H21V183H20ZM44 184H45V185H44ZM53 184H55V187H53V186H54ZM73 184H74V185H73ZM76 184H77V181H76ZM100 184H101V182H100ZM100 184H99V185H100ZM121 184H122V183H121ZM126 184H127V183H126ZM126 184L124 185V187H126ZM137 184H136V186H137ZM81 185H82V182H81ZM99 185H97V187H98ZM127 185H128V184H127ZM129 185H130V184H129ZM151 185H152V184H151ZM5 186H6V185H5ZM73 186H74V188H73ZM122 186H123V185H122ZM145 186H146V185H145ZM0 187H1V186H0ZM3 187H4V186H3ZM3 187H2V188H3ZM8 187H9V186H8ZM35 187H34V189H35V190H38V189L35 188ZM75 187H77V188H75ZM82 187H83V186H82ZM108 187H109V186H107V188H108ZM124 187H122V190H123V191H125V190H124V189H125ZM137 187H138V186H137ZM137 187H136V188H137ZM152 187H153V186H152ZM9 188H10V187H9ZM19 188H20V187H19ZM25 188H26V187H25ZM89 188H91V187H89ZM98 188H99V187H98ZM102 188H104V186H103ZM102 188H100V189H102ZM107 188H106V185H105L104 190L107 189ZM111 188H112V186H111ZM113 188H114V187H113ZM116 188H117V187H116ZM127 188H128V187H126V189H127ZM130 188H131V187H130ZM144 188H145V187H144ZM10 189H11V188H10ZM50 189H51V188H50ZM73 189H74V192H75V193L73 192ZM76 189H77V190H76ZM87 189H88V188H87ZM87 189H86V190H87ZM93 189H94V188H93ZM138 189H139V188H138ZM0 190H2V189L0 188ZM6 190H7V189H6ZM86 190H84V191H86ZM97 190H98V189H97ZM107 190H108V189H107ZM127 190H128V189H127ZM151 190H152V189H151ZM151 190H150V192H151ZM9 191H10V190H9ZM31 191H32V190H31ZM89 191H90V190H89ZM99 191H100V190H99ZM99 191H98V192H99ZM102 191H103V190H102ZM118 191H119V189H118ZM123 191H122V192H123ZM129 191H130V190H129ZM17 192H18V191H17ZM17 192H16V193H17ZM33 192H34V191H33ZM93 192H94V191H93ZM110 192H112V191H110ZM122 192H121V193H122ZM137 192H139V191H137ZM142 192H143V191H142ZM146 192H147V191H146ZM146 192H145V193H146ZM2 193H3V191H2ZM10 193H11V192H10ZM82 193H83V192H82ZM88 193H89V192H88ZM95 193H96V192H95ZM130 193H132V192H130ZM26 194H27V193H26ZM77 194H79V193H77ZM80 194H81V193H80ZM80 194H79V195H80ZM99 194H101V193H99ZM123 194H124V193H123ZM135 194H136V193H135ZM139 194H142V193H139ZM14 195H15V194H13V197H14ZM17 195H19V194H16V196H17ZM21 195H22V194H21ZM33 195H34V194H33ZM45 195H47V194H45ZM81 195H82V194H81ZM130 195H131V194H130ZM147 195H148V193H147ZM149 195H150V194H149ZM6 196H7V195H6ZM56 196H57V194H56ZM59 196H60V195H59ZM83 196H84V195H83ZM88 196H89V195H88ZM134 196H136V195H134ZM141 196H142V195H141ZM13 197H12V198H13ZM77 197H79V196H77ZM103 197H104V196H103ZM107 197H108V196H107ZM114 197H115V196H114ZM128 197H129V196H128ZM40 198H41V197H40ZM61 198H62V197H60V199H61ZM80 198H81V197H79V199H80ZM132 198H133V197H132ZM146 198H147V197H146ZM45 199L47 200V198H45ZM76 199H77V198H76ZM76 199H75V200H76ZM79 199L76 200V201H79ZM82 199H84V198H82ZM94 199H96V198H94ZM94 199L92 200V202L94 201ZM108 199H109V198H108ZM118 199H119V198H118ZM125 199H126V198H125ZM139 199H140V198H139ZM148 199H149V198H148ZM3 200H5V199H3ZM6 200H7V199H6ZM9 200H10V199H9ZM80 200H81V199H80ZM85 200H86V199H85ZM90 200H91V199H90ZM112 200H113V199H112ZM126 200H127V199H126ZM132 200H133V199H132ZM143 200H145V199H143ZM10 201H11V200H10ZM15 201H16V200H15ZM105 201H106V200H105ZM108 201H109V200H108ZM117 201H118V200H117ZM133 201H134V200H133ZM150 201H151V200H150ZM40 202H41V201H40ZM73 202H74V203H73ZM81 202H83V201H81ZM81 202L79 201V203H81ZM89 202H90V201H89ZM89 202H88V203H89ZM113 202H114V200H113ZM124 202H125V201H124ZM162 202H163V201H162ZM9 203H10V202H9ZM13 203H15V202H13ZM46 203L48 204V202H46ZM93 203H94V202H93ZM93 203H92V204H93ZM111 203H112V202H111ZM114 203H115V202H114ZM114 203H113V204H114ZM145 203H146V202H145ZM147 203H149V202L147 201ZM163 203H164V202H163ZM64 204H65V203H64ZM75 204H76V205H75ZM85 204H86V203H85ZM92 204H90V205H92ZM1 205H2V204H1ZM50 205H51V204H50ZM81 205H82V204H81ZM88 205H89V204H86V206H88ZM97 205H98V203H97ZM115 205H116V204H115ZM127 205H128V204H127ZM2 206H3V205H2ZM55 206H56V205H55ZM94 206H95V205H94ZM94 206H93V208H94ZM131 206H132V205H131ZM152 206H153V205H152ZM6 207H7V206H6ZM44 207H45V206H44ZM44 207H43V208L40 207V208H41V209H44ZM89 207H90V206H89ZM116 207H117V206H116ZM116 207H115V208H116ZM126 207H127V206H126ZM146 207H147V205H146ZM2 208H3V207H2ZM10 208H11V207H10ZM13 208H14V207H13ZM59 208H60V207H59ZM76 208H78V207H76ZM76 208H74V210H75ZM109 208H110V206H109ZM115 208H114V209L111 208V209H113V210L115 211V214H116V210H115ZM133 208H134V207H133ZM136 208H137V207H136ZM151 208H152V207H151ZM154 208H155V207H153L152 209H154ZM4 209H5V208H4ZM14 209H15V208H14ZM17 209H20V208H17ZM55 209H57V207H56ZM55 209H54V210H55ZM64 209H65V208H64ZM84 209H87V208H84ZM111 209H110V210H111ZM158 209H160V208H158ZM0 210H2V209H0ZM21 210H22V209H21ZM51 210H52V209H51ZM59 210H60V209H59ZM59 210H58V211H59ZM61 210H62V209H61ZM69 210H70V209H69ZM77 210H78V209H77ZM82 210H83V209H82ZM87 210H88V209H87ZM90 210H92V208H91ZM95 210H96V209H95ZM99 210H102V209H99ZM110 210H109V211H110ZM117 210H119V208H118ZM123 210H124V209H123ZM126 210H127V209H126ZM129 210H131V209H129ZM137 210H138V209H137ZM149 210H150V209H149ZM155 210H157V209H155ZM2 211H4V210H2ZM41 211H42V210H41ZM46 211H48V210H46ZM56 211H57V210H56ZM93 211H94V210H93ZM138 211H139V210H138ZM140 211H141V210H140ZM140 211H139V212H140ZM17 212H18V211H17ZM62 212H63V211H62ZM72 212H73V210H72ZM75 212H76V210H75ZM83 212H85V211H83ZM89 212H90V211H89ZM131 212H132V211H131ZM2 213H3V212H2ZM48 213H49V212H48ZM57 213H58V212H57ZM67 213H68V212H67ZM79 213H80V212H79ZM86 213H87V212H86ZM91 213H92V212H91ZM91 213H90V214H91ZM128 213H129V212H128ZM133 213H134V212H133ZM137 213H138V212H137ZM14 214H15V212H14ZM70 214H71V213H70ZM72 214H74V213H72ZM72 214H71V215H72ZM80 214H81V213H80ZM84 214H85V213H84ZM97 214H98V213H97ZM123 214H124V213H123ZM144 214H146V213H143V216H144ZM25 215H26V214H25ZM68 215H69V213H68ZM78 215H79V214H78ZM109 215H111V214H109ZM109 215H108V216H109ZM113 215H114V212H113ZM133 215H134V214H133ZM152 215H153V213H152ZM155 215H156V213H155ZM157 215H158V214H157ZM1 216H3V215H1ZM15 216H16V215H15ZM17 216H18V215H17ZM27 216H28V215H27ZM46 216H47V215H46ZM63 216H65V214H64ZM66 216H67V215H66ZM72 216H73V215H72ZM74 216H76V215H74ZM82 216H83V215H82ZM89 216L91 217L92 215H89ZM89 216H88V221L91 220V219H89ZM97 216H98V215H97ZM104 216H105V214H104ZM104 216H103V217H104ZM106 216H107V214H106ZM118 216H119V215H118ZM137 216H139V215H137ZM141 216H142V212L140 213V216H139L140 218L137 217L138 219H140V221H141ZM145 216H146V215H145ZM147 216H148V215H147ZM147 216H146V218H147ZM54 217H55V216H54ZM57 217H58V215H57ZM85 217H86V216H85ZM92 217H94V216H92ZM98 217H99V216H98ZM14 218H15V217H14ZM16 218H17V217H16ZM62 218H63V217H62ZM94 218H95V217H94ZM94 218H93V219H94ZM105 218H106V217H105ZM111 218H112V217H111ZM115 218H116V217H115ZM130 218H131V217H130ZM64 219H65V218H64ZM66 219H68V218H66ZM72 219H73V217H72ZM100 219H101V218H100ZM133 219H134V218H133ZM143 219H144V218H143ZM153 219H154V218H152L151 220L148 219V220H149V223H150V221H153ZM155 219H157V218H155ZM0 220H1V219H0ZM58 220H59V219H58ZM77 220H78V218H77ZM131 220H132V218H131ZM131 220H130V221H131ZM148 220H147V221H148ZM176 220H177V219H176ZM63 221H64V220H63ZM79 221H80V218H79ZM84 221H85V220H84ZM98 221H99V220H98ZM98 221H97V222H98ZM104 221H106V219H105ZM116 221H117V220H116ZM121 221H122V220H121ZM140 221H139V222H140ZM147 221H146V222H147ZM156 221H158V220H155L154 222H156ZM168 221H169V220H168ZM170 221H174V220H170ZM3 222H4V221H3ZM55 222H56V221H55ZM66 222H68V221L66 220ZM66 222H65V224H66ZM80 222H81V221H80ZM101 222H103V221H101ZM107 222L110 223L109 220H107ZM114 222H115V221H114ZM133 222H134V221H133ZM142 222H143V220H142ZM146 222H145V220H144V223H145V224L148 223V222H147V223H146ZM176 222H178V220H177ZM176 222L172 223V225L175 224ZM1 223H2V222H1ZM1 223H0V224H1ZM19 223H20V222H19ZM19 223H18V224H19ZM88 223H89V222H88ZM99 223H100V222H99ZM103 223H104V222H103ZM108 223H106V224H108ZM128 223H129V222H128ZM137 223H138V222H137ZM137 223H136V224H137ZM144 223H141V226H142V227H143V226H147V225H142V224H144ZM151 223H152V222H151ZM157 223H158V222H156L155 224H157ZM3 224H4V223H3ZM68 224H69V223H68ZM72 224H73V223H72ZM91 224H92V223H91ZM93 224H94V223H93ZM95 224H96V223H95ZM104 224H105V223H104ZM121 224H122V223H121ZM129 224H130V223H129ZM129 224H128V225H129ZM131 224H132V222H131ZM168 224H169V223H168ZM170 224H171V223H170ZM176 224L179 225V223H176ZM66 225H67V224H66ZM78 225H79V224H78ZM78 225H77V226H78ZM87 225H90V224H87ZM99 225H100V224H99ZM108 225H109V224H108ZM108 225H107V226H108ZM117 225H118V224H117ZM128 225H127L126 227L124 226V227L126 228V229H125L126 231L124 230V232H125V233H124V240H125L124 243H125L126 245H129V246H130L131 242L134 241V238H133V237H134V234H136V235H138V234L135 233V232H134V229L131 228V227L128 226ZM134 225H135V224H134ZM134 225H133V227H134ZM149 225H150V224H149ZM152 225H154V224H151V228H152ZM157 225H158V224H157ZM157 225H155V228H156ZM165 225H166V224H165ZM5 226H6V225H5ZM60 226H61V225H60ZM84 226H86V225H84ZM94 226H96V225H94ZM94 226H93V228H94ZM105 226H106V225H105ZM109 226H110V225H109ZM115 226H116V225H115ZM135 226H136V225H135ZM137 226H138V225H137ZM159 226H160V225H159ZM170 226H171V225H170ZM56 227H57V226H56ZM80 227H82V226H80ZM88 227H89V226H88ZM91 227H92V226H91ZM91 227H90V229H92ZM97 227H98V226H97ZM99 227H100V226H99ZM110 227H111V226H110ZM148 227H149V226H148ZM160 227H162V226H160ZM164 227H165V226H164ZM172 227L175 228L174 225H173ZM178 227H179V226H178ZM178 227L176 226L177 229L175 228L177 231H179L178 229H180V228H178ZM66 228H67V227H66ZM70 228H71V227H70ZM111 228H113V227H111ZM114 228H115V227H114ZM140 228H141V227H140ZM143 228H144V227H143ZM54 229H55V228H54ZM54 229H53V231H54ZM64 229H65V228H64ZM79 229H80V228H79ZM83 229H84V228H83ZM96 229H97V228H96ZM106 229H107V227H106ZM122 229H124V228H122ZM145 229H147V228L145 227ZM161 229H162V228H161ZM161 229H160V230H161ZM165 229H166V228H165ZM168 229H169V228H168ZM59 230H63V229H60V228H59ZM73 230H74V229H73ZM75 230H77V228H76ZM88 230H89V229H88ZM99 230H100V229H98V231H99ZM112 230H113V229H112ZM141 230H142V229H141ZM150 230H152V229H150ZM150 230L147 229V232L150 231ZM153 230H154V226H153ZM158 230H159V228H158ZM158 230H156V232H157ZM160 230L156 233V235H159L158 233H160ZM172 230H173V229H172ZM63 231H64V230H63ZM66 231H67V230H66ZM66 231H65V232H66ZM71 231H72V230H71ZM80 231H81V230H80ZM84 231H85V230H84ZM98 231H97V232H98ZM118 231H119V230H118ZM118 231H117V232H118ZM154 231H155V230H154ZM154 231H153V232H154ZM173 231H174V230H173ZM173 231H172V232H173ZM24 232H25V231H24ZM72 232H73V231H72ZM78 232H79V231H78ZM86 232H87V230H86ZM86 232H85V233H86ZM91 232H92V231H91ZM91 232H89V233H91ZM104 232H105V231H104ZM115 232H116V231H115ZM174 232H176V231H174ZM18 233H19V232H18ZM61 233H62V232H61ZM102 233H103V232H102ZM105 233H106V232H105ZM122 233H123V232H122ZM122 233H121V234H122ZM143 233H144V231H143ZM148 233H149V232H148ZM148 233H147V234H148ZM154 233H155V232H154ZM154 233H152V235H154ZM162 233H163V232H162ZM103 234H104V233H103ZM144 234H145V233H144ZM63 235H64V233H63ZM69 235H71V233H70ZM92 235H93V234H92ZM94 235H95V234H94ZM105 235H106V234H105ZM107 235H108V234H107ZM113 235H114V234H113ZM136 235H135V236H136ZM139 235L141 236V234H139ZM3 236H4V235H3ZM61 236H62V235H61ZM66 236H67V235H66ZM66 236H64V238H65ZM82 236H84V235H82ZM119 236H120V234H119ZM145 236H146V237H149V235L147 236L146 234H145ZM159 236L161 237L162 235L160 234ZM5 237H7V236H5ZM96 237H97V235H96ZM96 237H95V238H96ZM108 237H109V236H108ZM121 237H122V236H121ZM146 237H145V238H146ZM153 237H154V236L148 238L149 241H150V238H151V242H152V243H153L152 240H155V237H156V236L154 237V239H153ZM2 238H3V237H2ZM70 238H71V237H70ZM70 238H69V241H70ZM73 238H74V236H73ZM80 238H82V237H80ZM85 238H87V236H86ZM97 238H98L99 241H100V238H99V237H97ZM102 238H103V237H102ZM136 238H139V237L136 236ZM162 238H163V237H161V239H162ZM179 238H180V239H182V238L184 239L183 236H182V237H179ZM10 239H12V238H10ZM14 239H15V238H14ZM76 239H78V238H76ZM83 239H84V237H83ZM89 239H90V238H89ZM103 239H104V238H103ZM116 239H117V238H116ZM116 239H115V240H116ZM119 239H120V238H119ZM146 239H147V238H146ZM146 239H144V240H146ZM156 239H157V238H156ZM3 240H4V239H3ZM65 240H66V239H65ZM67 240H68V238H67ZM78 240H79V239H78ZM84 240H85V239H84ZM86 240H87V239H86ZM86 240H85V241H86ZM92 240H93V239H92ZM110 240H111V239H110ZM136 240H137V239H136ZM136 240H135V241H136ZM184 240H185V239H184ZM184 240H183V241H184ZM7 241H9V240H7ZM69 241H68V242H69ZM81 241H82V240H81ZM99 241H98V242H99ZM104 241H105V240H104ZM106 241H107V240H106ZM121 241H122V240H121ZM121 241H120V242H121ZM149 241H147V242H149ZM155 241H156V240H155ZM155 241H154V245H153L152 243L150 244L151 247H152V246L155 247V243L158 241V239H157L156 242H155ZM162 241H163V240H162ZM183 241H182V243H184ZM88 242H89V241H88ZM93 242H94V240H93ZM95 242H96V241H95ZM114 242H115V241H114ZM118 242H119V241H118ZM159 242H161V241L159 240ZM30 243H31V242H30ZM79 243H80V242H79ZM96 243H97V242H96ZM101 243H102V242H101ZM134 243H135V242H134ZM134 243H133V244H134ZM137 243H139V242H137ZM142 243H144V242H142ZM145 243H146V242H145ZM178 243H179V242H178ZM70 244H71V243H70ZM70 244H69V245H70ZM82 244H83V243H82ZM89 244H90V243H89ZM94 244H95V243H94ZM125 244H124V245H125ZM135 244H136V243H135ZM140 244H141V243H140ZM156 244H157V243H156ZM159 244H160V243H159ZM184 244H185V243H184ZM8 245H9V244H8ZM71 245H72V244H71ZM78 245H79V244H78ZM85 245H86V244H85ZM95 245H96V244H95ZM97 245H98V244H97ZM106 245H107V244H106ZM119 245H120V243H119ZM157 245H158V244H157ZM162 245H163V242H162ZM6 246H7V245H6ZM15 246H16V245H15ZM83 246H84V245H82L81 248L84 249ZM91 246H92V244H91ZM120 246H121V245H120ZM136 246H137V247H135V245H134V249H132V248L129 247L128 252L126 251L127 254L124 255V256L127 257V259L124 257V259H126V260H124V259L122 258V259L124 260V262L126 261V262H125L126 264H135V263H136V260H137V262L139 261V260L137 259L138 254L141 255V252L144 253V252L142 251V246H143V244H141V247H140V245H138V244H136ZM187 246H189V245H187ZM71 247H73V246H71ZM78 247H79V246H78ZM87 247H88V244H87ZM89 247H90V245H89ZM98 247H99V246H98ZM114 247H115V246H114ZM124 247H125V246H124ZM144 247H145V246H144ZM156 247H157V246H156ZM162 247H163V246H162ZM185 247H186V246H185ZM16 248H17V247H16ZM21 248H22V247H21ZM36 248H37V247H36ZM79 248H80V247H79ZM91 248H92V247H91ZM94 248H95V247H93V249H94ZM96 248H97V247H96ZM106 248H107V247H106ZM149 248H150V247H149ZM190 248H191V247L189 246V249H190ZM38 249H39V248H38ZM75 249H76V248H75ZM86 249H87V248H86ZM88 249L90 250V248H88ZM88 249H87V250H88ZM110 249H111V248H110ZM125 249H127V247H126ZM152 249H153V248H152ZM87 250H86V251H87ZM96 250H98V249H96ZM107 250H108V249H107ZM118 250H119V247H118ZM123 250H124V249H123ZM135 250H136V251H135ZM143 250H144V249H143ZM148 250H149V249H148ZM160 250H161V249H160ZM164 250H166V249H164ZM171 250H172V249H171ZM187 250H188V248H187ZM190 250H191V249H190ZM28 251H29V250H28ZM38 251H40V250H38ZM70 251H71V250H70ZM73 251H75V250H73ZM77 251H78V250H76V252H77ZM113 251H114V250H113ZM119 251H120V250H119ZM124 251H125V250H124ZM183 251H184V248H183ZM23 252H24V251H23ZM25 252H26V251H25ZM82 252H83V251H82ZM88 252H90V251H88ZM88 252H87L86 254H88ZM93 252H94V251H93ZM97 252H98V251H97ZM105 252H107V251H105ZM149 252H150V251H149ZM155 252H156V251H155ZM160 252H161V251H160ZM190 252H191V251H190ZM28 253H30V252H28ZM38 253H39V252H38ZM40 253H41V252H40ZM77 253H78V252H77ZM83 253H84V252H83ZM98 253H99V252H98ZM107 253H108V252H107ZM113 253H114V252H113ZM113 253H112V254H113ZM121 253H124V252H121ZM121 253H120V254H121ZM161 253H162V252H161ZM171 253H172V252H171ZM171 253H170V254H171ZM24 254H25V253H24ZM31 254H32V253H31ZM33 254H34V253H33ZM68 254H69V253H68ZM90 254H91V253H90ZM90 254H89V256L92 255V254H91V255H90ZM118 254H119V253H118ZM165 254H166V252H165ZM184 254H185V253H184ZM38 255H39V254H38ZM76 255H77V254H76ZM122 255H123V254H122ZM136 255H137V257H136ZM142 255H143V254H142ZM167 255H168V254H167ZM28 256H29V255H28ZM83 256H84V254H83ZM116 256H117V255H116ZM157 256H158V255H157ZM165 256H166V255H165ZM189 256H190V255H189ZM24 257H25V256H24ZM26 257H27V256H26ZM40 257H41V256H40ZM78 257L80 258V256L78 255L77 257H75V259L78 258ZM91 257L93 258V255H92ZM91 257H90V258H91ZM94 257H95V256H94ZM109 257H110V256H109ZM142 257L145 258V256H141V258H140V256H139L138 258H139V259H142ZM146 257H147V256H146ZM149 257H150V255H149ZM30 258H31V255H30ZM37 258H38V257H37ZM90 258H88V259H90ZM95 258H96V257H95ZM115 258H116V257H115ZM118 258H119V257H118ZM118 258H116V259H118ZM144 258H143V259H144ZM163 258H164V257H163ZM26 259H27V258H26ZM80 259H81V258H80ZM96 259H97V258H96ZM100 259H101V258H99V260H100ZM107 259H108V258H107ZM111 259H112V258H111ZM145 259H146V258H145ZM145 259H144V260H145ZM166 259H167V258H166ZM166 259H165V260H166ZM183 259H184V258H183ZM183 259H182V260H183ZM190 259H191V256H190ZM32 260H33V259H32ZM36 260H37V259H36ZM36 260H35V261H36ZM76 260H77V259H76ZM76 260H75V262H76ZM82 260H83V259H81V261H82ZM153 260H154V259H153ZM155 260H156V259H155ZM157 260H158V259H157ZM159 260H162V259H159ZM171 260H172V259H171ZM175 260H176V259H175ZM177 260H178V259H177ZM194 260H195V259H194ZM0 261H1V260H0ZM4 261H5V260H4ZM33 261H34V260H33ZM91 261H92V263H93V260H92V259H91ZM95 261H96V260H95ZM95 261H94V262H95ZM100 261H101V260H100ZM105 261H106V259H105ZM107 261H108V260H107ZM116 261H117V260H116ZM145 261H146V260H145ZM150 261L152 262V260H150ZM162 261H163V260H162ZM172 261H173V260H172ZM190 261H192V260H190ZM78 262L80 263L79 259H78L77 263H78ZM83 262H84V261H83ZM85 262H86V261H85ZM103 262H104V261H103ZM108 262H109V261H108ZM110 262H111V261H110ZM154 262H155V261H154ZM164 262H165V261H164ZM167 262H168V261H167ZM178 262H179V261H178ZM195 262H196V261H195ZM0 263H2V262H0ZM61 263H63V262H61ZM81 263H82V262H81ZM90 263H91V262H90ZM105 263H107V262H105ZM125 263H123V264H125ZM144 263H147V262H144ZM144 263H142V264H144ZM184 263H185V262H184ZM184 263H182V264H184ZM186 263H187V262H186ZM196 263H197V262H196ZM4 264H5V263H4ZM59 264H60V263H59ZM67 264H68V263H67ZM69 264H70V263H69ZM73 264H74V262H73ZM75 264H76V263H75ZM95 264H96V262H95ZM100 264H101V263H100ZM136 264H137V263H136ZM139 264H140V263H139ZM150 264H152V263H150ZM153 264H154V263H153ZM156 264H158V262H157ZM178 264H179V263H178ZM191 264H192V263H191Z\"/></svg>", "mask_w": 264, "mask_h": 264}]
</instances>
